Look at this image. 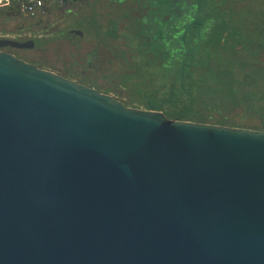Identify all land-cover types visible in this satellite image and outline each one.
<instances>
[{"label":"water","instance_id":"95a60500","mask_svg":"<svg viewBox=\"0 0 264 264\" xmlns=\"http://www.w3.org/2000/svg\"><path fill=\"white\" fill-rule=\"evenodd\" d=\"M0 38V264H264V129L169 117Z\"/></svg>","mask_w":264,"mask_h":264},{"label":"trees","instance_id":"16d2710c","mask_svg":"<svg viewBox=\"0 0 264 264\" xmlns=\"http://www.w3.org/2000/svg\"><path fill=\"white\" fill-rule=\"evenodd\" d=\"M196 1L178 14L169 0H131L124 25L111 21L138 57L123 91L172 118L264 129V4Z\"/></svg>","mask_w":264,"mask_h":264},{"label":"flooded vegetation","instance_id":"af4514ba","mask_svg":"<svg viewBox=\"0 0 264 264\" xmlns=\"http://www.w3.org/2000/svg\"><path fill=\"white\" fill-rule=\"evenodd\" d=\"M130 1L131 0H46L43 8L39 10L35 17L32 18L22 16L19 8L14 5L11 7V10L13 11L7 12H10L15 16L19 15L20 17H23L24 20H26L25 28L28 30L27 32L32 34L30 38H20L19 40H34L35 43L33 47H8L6 50L13 52L18 57H21L29 62L37 64L28 56V54H31L32 50L40 51L44 46L48 45L51 40L57 41L66 38L74 42V48L77 50L83 48L82 44L85 43V41L91 44L95 43L96 47H105L109 49H111L110 47H117L118 45L115 44L119 36L109 34L108 29L111 25V21H120L125 19V15L127 14L126 12L129 11H127V7ZM169 2L170 4H173L178 14L191 12L193 6L197 4L196 0H169ZM55 8L65 11L64 19L59 22L48 19V16L52 15V11ZM118 9L119 11H117ZM104 15H109L107 21L102 20ZM51 21L54 23V29L58 27L56 31L61 30L60 32H54L53 30V33H55L53 39L47 32L49 28H53V23H51ZM75 21H77V25H79L77 28L71 27ZM62 25L66 27L62 28ZM125 47L127 46L125 45ZM125 52V50L121 49V51L116 54L123 55L124 53L125 55ZM94 53L97 52H93V54ZM94 55L98 56V54ZM92 60H88L87 70L89 78L91 80L109 79L110 76H106V74L107 72H112L100 70L98 68L99 66L93 65ZM121 75L122 73L120 74V77ZM119 83H121V80H119Z\"/></svg>","mask_w":264,"mask_h":264},{"label":"rangeland","instance_id":"374dc122","mask_svg":"<svg viewBox=\"0 0 264 264\" xmlns=\"http://www.w3.org/2000/svg\"><path fill=\"white\" fill-rule=\"evenodd\" d=\"M138 2V0H135ZM131 3V1H130ZM129 3V4H130ZM258 4H264V0H256ZM137 5V4H136ZM135 5V6H136ZM138 8V6H136ZM129 8V6H128ZM142 9H138L134 11V15H139V12ZM144 10V9H143ZM13 11L11 8L5 9L0 12V29L9 32H24L28 31L25 28L26 20L19 15L15 16L10 12ZM119 11V9L117 10ZM126 12V10H125ZM65 11L62 9L55 8L52 11V15L48 16V19H52V21L59 22L64 19ZM109 15H104L102 20L107 21ZM125 20V19H124ZM124 20H120V24H123ZM51 21V23H53ZM50 22V21H49ZM49 24V23H48ZM77 21L71 27H78ZM65 28L66 26H61ZM58 27L48 29V34L53 39L54 32H60L61 30H57ZM61 29V28H60ZM57 38V37H56ZM83 48L77 50L74 48V42L64 38L57 41L51 40V42L44 46L40 51L32 50L31 54H28L32 60H34L39 66L54 70L58 73H61L67 77L73 78L77 81H80L84 84L96 87L103 92L110 93L116 98L124 101L127 105L135 106V107H145L139 103H132L128 100L127 94L125 93L124 88L121 87L119 83L120 74L124 72H130L135 63V59L138 60V57L135 58L134 54L131 55V50L127 45V41L123 36H119L115 45L117 47H96L95 43L86 42L82 44ZM125 45L127 47H125ZM121 49L125 50V55H117V52H120ZM117 51V52H116ZM93 52H97L94 54H98V56L94 55ZM93 57V60H92ZM121 57V58H120ZM91 59L93 65L99 66L98 68L102 71H111L107 72L106 76H110L109 79L91 80L88 76V60ZM106 73V72H105ZM109 74V75H108ZM147 108V107H146Z\"/></svg>","mask_w":264,"mask_h":264},{"label":"built area","instance_id":"2783aa9c","mask_svg":"<svg viewBox=\"0 0 264 264\" xmlns=\"http://www.w3.org/2000/svg\"><path fill=\"white\" fill-rule=\"evenodd\" d=\"M46 0H0V12L5 9H9L16 5L22 16L24 17H35L39 10H41ZM32 34L30 32H9L0 29V38H30Z\"/></svg>","mask_w":264,"mask_h":264}]
</instances>
